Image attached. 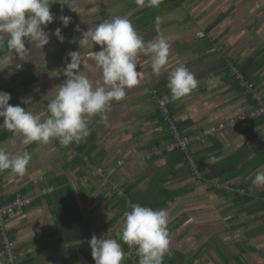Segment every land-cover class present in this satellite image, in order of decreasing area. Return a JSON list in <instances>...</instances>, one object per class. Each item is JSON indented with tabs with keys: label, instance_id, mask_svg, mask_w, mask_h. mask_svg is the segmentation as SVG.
I'll use <instances>...</instances> for the list:
<instances>
[{
	"label": "crops",
	"instance_id": "1",
	"mask_svg": "<svg viewBox=\"0 0 264 264\" xmlns=\"http://www.w3.org/2000/svg\"><path fill=\"white\" fill-rule=\"evenodd\" d=\"M53 3L50 12L54 14L59 7ZM72 4L76 2L61 1L65 7ZM124 5L123 14L146 43L162 35L153 27L169 11L156 12L137 28L143 18L141 7L130 8L129 0ZM209 42L204 50L198 46L180 51L170 48L169 67L159 75L152 73L150 60L141 56L137 70L143 71L144 78L126 91L124 99L113 100L103 113L89 117L90 134L79 143L63 147L52 140L46 145H25L19 134L0 128V148L13 156L25 151L31 156L23 176L0 171V204L11 203L17 195L31 200L7 226L15 264H95L88 243L93 235L121 243L122 264H129L127 244L119 238L124 213L133 204L167 211L170 245L165 256L174 264H195L207 254L210 260L220 254L224 264H240L237 259L247 264L249 254L259 253L254 245L264 242V186L254 185L253 180L257 172H264V120L197 140L187 151L176 149L150 161L141 159L149 147L163 149L175 141L172 126L181 138H187L257 107L227 72L223 55L213 59L220 50ZM27 49L29 54L35 52L34 45L32 51ZM190 53L194 58L187 60ZM0 60H4L0 67L7 65L0 70V91L10 93L9 103L34 114L46 111L57 92L43 88L36 75L38 65H27L6 42L0 47ZM85 62L79 65L82 74L94 83L100 81L95 62ZM17 64L22 67L17 69ZM177 66H185L198 84L189 94L173 99L167 84ZM250 82L264 96V76L255 73ZM151 90L166 103L168 119ZM177 150L184 152V161H176ZM120 160L123 164L119 166ZM97 168L110 174L94 176ZM170 193L178 195L173 202L167 199ZM3 240L0 234V264H7ZM177 246H188V252Z\"/></svg>",
	"mask_w": 264,
	"mask_h": 264
},
{
	"label": "clouds",
	"instance_id": "2",
	"mask_svg": "<svg viewBox=\"0 0 264 264\" xmlns=\"http://www.w3.org/2000/svg\"><path fill=\"white\" fill-rule=\"evenodd\" d=\"M137 3L143 4L144 0H137ZM157 3L158 0H149L150 5ZM50 5V0H0V47L6 42L21 60H26L29 52L26 42L34 43L36 49L47 45L49 36L44 28L53 22ZM62 20L67 26L69 18L63 17ZM54 34L63 41L60 28ZM88 43L100 48L90 54L100 70V81L94 83L86 75L72 71L79 67L77 52H73L66 67L67 79L48 103L46 111L34 114L19 104L11 105L10 93L0 91V117L3 118L0 128L19 134L25 145L33 142L46 145L58 140L61 146L68 147L90 134L89 117L103 113L113 100L124 99L126 91L140 83L144 78L143 71L137 70L141 69V56L150 60L154 75L169 67L168 40L161 35L155 42L146 43L124 17L116 16L88 29L83 33L80 45ZM0 64H4V60H0ZM16 67L19 69L22 65ZM197 84L194 74L185 66H177L169 74L167 87L172 98L178 99L189 94ZM22 102L28 101L23 99ZM30 159L27 151L13 156L0 148V171L11 170L13 174L23 176ZM253 184L264 186V172H257ZM167 224L165 209L153 210L133 204L131 210L124 213L119 239L137 249L139 264H163L170 245ZM105 237L93 235L88 241L95 264H122L121 243Z\"/></svg>",
	"mask_w": 264,
	"mask_h": 264
},
{
	"label": "rangeland",
	"instance_id": "3",
	"mask_svg": "<svg viewBox=\"0 0 264 264\" xmlns=\"http://www.w3.org/2000/svg\"><path fill=\"white\" fill-rule=\"evenodd\" d=\"M52 1L58 3L59 9L52 13L53 22L44 28L48 33L49 43L42 49L35 48V52L28 53L26 62L27 65L33 62L38 65L36 75L41 78L43 88L51 87L52 91L58 92L60 85L67 79L65 73L68 71L67 65L71 62V53L77 52L76 58L81 66L82 61L94 62L88 58L95 51V46L88 43L81 47L80 42H76L78 37L113 17L126 18L123 13L127 0H74L76 4L67 7L61 5L62 0ZM133 1L135 0H129V3ZM63 17L69 18L67 26L63 24ZM221 17V21L207 32V28ZM129 21L133 26V21ZM57 28L61 29L63 41L54 34ZM153 29L168 40L173 50L180 51L190 46L202 47L204 50L209 39V43H214L220 50V53L213 55V59L223 55L228 62H242L254 55L264 54L260 51L264 49V0H186L180 8L160 15ZM33 45L34 43L26 42V49L31 48L32 51ZM191 56L192 53L187 60L194 58ZM82 70L81 67L72 69L80 74L84 72ZM259 74L264 76V63L256 71V75ZM211 246L212 244L207 245ZM255 247L259 253L249 254L247 264H264V242L255 244ZM177 248L188 252V246ZM223 252L226 253L224 250ZM186 254H189V258L194 256L193 252ZM219 255H212L213 260L209 259L208 254L204 255L195 264H224ZM204 257L207 260H204ZM230 264L235 263L230 261Z\"/></svg>",
	"mask_w": 264,
	"mask_h": 264
},
{
	"label": "built area",
	"instance_id": "4",
	"mask_svg": "<svg viewBox=\"0 0 264 264\" xmlns=\"http://www.w3.org/2000/svg\"><path fill=\"white\" fill-rule=\"evenodd\" d=\"M229 71L231 75L234 77V79L239 81L241 88H243L245 92L251 95L253 100L256 101L257 107L248 113H244L239 116L229 118L226 121L210 125L199 134H194L187 138H181L178 135V133H176L174 126H172V129L175 133V141L167 145L163 149L156 145L149 147L147 150L143 152L141 156L142 160L150 161L152 159L159 158L160 156L163 155L164 152L170 153L175 151L176 149L187 151L189 146L197 140L207 138L210 135L219 132H225L229 129L237 128L242 124H245L253 120L264 119V96H262L258 91H256L253 83L245 81L241 72L232 64H230ZM151 94L153 99L159 102L161 106L162 115L168 119V109L166 107V103L164 102V100L158 99L156 90H151ZM122 164L123 161L121 160L117 162V165L119 166ZM92 174L94 176L106 177L110 174V172L109 170H105L103 168H97L93 170ZM30 204H31V200L22 195H17L11 203L0 204V234L4 237L3 242H4V251L7 257V264H15L14 244L10 242V240L6 237L7 226L10 224L15 214L19 210H22L23 208L29 206ZM127 247H128V255L130 256V259L135 261L136 260L135 247H129L128 245Z\"/></svg>",
	"mask_w": 264,
	"mask_h": 264
},
{
	"label": "trees",
	"instance_id": "5",
	"mask_svg": "<svg viewBox=\"0 0 264 264\" xmlns=\"http://www.w3.org/2000/svg\"><path fill=\"white\" fill-rule=\"evenodd\" d=\"M185 2H186V0H158V3L156 5H150L149 4V0H144L143 4H139V3H137V0H135V1L131 2V3H129V7L133 8V9L141 7L140 13H142L143 18H141L137 22V26L136 27L137 28H142V25H145L147 22H149L150 18L153 17L156 12H167V11H172V10L178 9ZM50 4H51L50 5V9H51V8L54 7L55 4L53 2H51V1H50ZM223 17L219 18L213 24H211L207 28V31H209L213 27H215L216 24L218 22H220ZM223 61H224L225 65H226V70H227V72L229 73L230 76H232L230 71H229L230 63H231L233 66H235L241 72V74L243 75V78H244L245 81H247V80L252 81L253 79H255L256 71L264 63V54H262L261 56L260 55H254L252 57L247 58L246 60H244L242 62H238V61L228 62L227 59H224ZM249 96H251V95H249ZM253 101L257 105L256 101L255 100H253ZM260 120H264V119H260ZM175 154L177 155V160H176L177 162H181V161L185 160L186 156H185L184 152H181L180 150L179 151L177 150L175 152ZM176 197H178V195L176 193H170V195L168 196L167 199L170 202H173ZM71 219H73V218H71ZM77 226H78V224H77ZM126 250H127V255H128V247L126 248ZM168 257L169 256H164L163 261L165 262V260L168 259ZM128 258H129V264H139V256L137 254V249H136V260L135 261L131 260L129 255H128ZM238 261H239L240 264H244L240 260L237 259V262ZM164 262H163V264H164ZM166 262H168V264H174L169 259Z\"/></svg>",
	"mask_w": 264,
	"mask_h": 264
}]
</instances>
